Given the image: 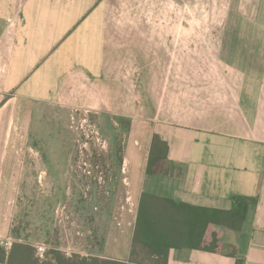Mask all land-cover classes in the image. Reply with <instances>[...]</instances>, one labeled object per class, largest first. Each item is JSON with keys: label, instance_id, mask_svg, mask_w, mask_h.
Masks as SVG:
<instances>
[{"label": "crops", "instance_id": "1", "mask_svg": "<svg viewBox=\"0 0 264 264\" xmlns=\"http://www.w3.org/2000/svg\"><path fill=\"white\" fill-rule=\"evenodd\" d=\"M87 82L125 85L132 122L149 128L132 173L137 215L143 194L220 210L235 196L257 200L241 231L209 227L221 254L171 249L167 264H264V0H0V171L7 132L27 108L54 116ZM155 135L168 163L148 173ZM136 220L132 245L145 250ZM11 227L0 196L7 254Z\"/></svg>", "mask_w": 264, "mask_h": 264}, {"label": "rangeland", "instance_id": "2", "mask_svg": "<svg viewBox=\"0 0 264 264\" xmlns=\"http://www.w3.org/2000/svg\"><path fill=\"white\" fill-rule=\"evenodd\" d=\"M82 85L79 95L59 99L54 116L36 103L32 112L25 109V124L15 122L7 132L0 196L14 244L32 247L37 264H54L56 252L155 264L132 245L138 204L132 173L147 155L149 128L132 122L125 85Z\"/></svg>", "mask_w": 264, "mask_h": 264}, {"label": "trees", "instance_id": "3", "mask_svg": "<svg viewBox=\"0 0 264 264\" xmlns=\"http://www.w3.org/2000/svg\"><path fill=\"white\" fill-rule=\"evenodd\" d=\"M158 151V153H157ZM168 144L155 135L152 140V157L148 173H161L167 162ZM154 154H158L156 158ZM234 209L220 210L194 206L186 203L143 194L138 209L134 243L141 245L155 264H167L171 249H195L221 254L223 244L217 234L207 237L211 225L241 231L257 200L243 196L233 198ZM35 250L27 245L14 244L9 254L0 247V263L37 264L33 260ZM54 264H139L105 258H66L56 252Z\"/></svg>", "mask_w": 264, "mask_h": 264}]
</instances>
